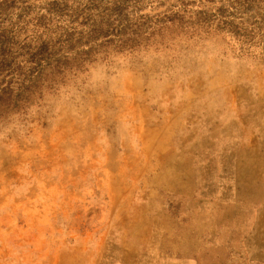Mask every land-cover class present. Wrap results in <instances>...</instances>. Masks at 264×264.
<instances>
[{
	"label": "rangeland",
	"instance_id": "374dc122",
	"mask_svg": "<svg viewBox=\"0 0 264 264\" xmlns=\"http://www.w3.org/2000/svg\"><path fill=\"white\" fill-rule=\"evenodd\" d=\"M232 1L0 0L6 79L42 85L0 125V264H159L177 157L146 135L264 117V0Z\"/></svg>",
	"mask_w": 264,
	"mask_h": 264
},
{
	"label": "crops",
	"instance_id": "0c3cea01",
	"mask_svg": "<svg viewBox=\"0 0 264 264\" xmlns=\"http://www.w3.org/2000/svg\"><path fill=\"white\" fill-rule=\"evenodd\" d=\"M208 123L182 127L187 132L172 150L167 133L144 138L145 156L177 157L165 159L172 177L163 188L174 192L178 210L162 217L161 228L173 237L159 264H264V117L224 123L222 139L202 133L212 129ZM152 158L145 168L155 165Z\"/></svg>",
	"mask_w": 264,
	"mask_h": 264
},
{
	"label": "trees",
	"instance_id": "16d2710c",
	"mask_svg": "<svg viewBox=\"0 0 264 264\" xmlns=\"http://www.w3.org/2000/svg\"><path fill=\"white\" fill-rule=\"evenodd\" d=\"M233 3H238L239 0H233ZM8 37H3V39H0V125L4 123V121L9 120L12 114H15L18 112L19 109H21L23 106H26L30 102L33 101L32 96L36 95L37 90L39 89L36 85V81H28V85L21 90L20 94H15L12 88L13 84L11 80H7L6 76L11 75L15 70L10 69L13 68V64H15V61L10 53V47L8 46L9 40ZM43 48L45 46H40L35 50L33 54H30L29 57H26L25 59H21V62H24L28 64L30 70H33V66H37L41 62V59L39 55L43 53ZM23 56V54L21 55ZM19 63V64H20ZM18 64V65H19ZM57 62V65L55 67H50L49 64L46 65V69L54 70L60 69L61 65ZM15 69V68H14ZM42 71H39L36 76L41 75ZM6 74V75H5ZM50 74H57L61 75V78L64 77V71H52ZM21 76V75H20ZM37 76V77H38ZM43 84V83H42ZM16 91H18L16 89ZM22 106V107H21Z\"/></svg>",
	"mask_w": 264,
	"mask_h": 264
}]
</instances>
